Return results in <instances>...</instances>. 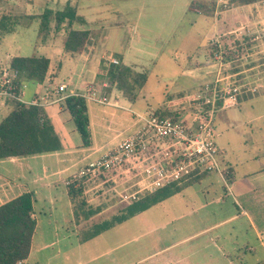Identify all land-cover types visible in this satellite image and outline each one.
I'll return each instance as SVG.
<instances>
[{"label":"crops","instance_id":"0c3cea01","mask_svg":"<svg viewBox=\"0 0 264 264\" xmlns=\"http://www.w3.org/2000/svg\"><path fill=\"white\" fill-rule=\"evenodd\" d=\"M258 1L260 6H264V2H261L264 0L229 5L219 10H213L210 5L204 4L200 11L191 8L190 0H52L51 5L44 6L43 8L56 10L68 3L74 7L78 19L76 25L73 21L66 30L58 28L56 34L62 35L59 43H53V39L49 41L48 37L51 34L47 33L45 37H41L38 32L42 44L35 45L36 51L31 54L46 56L48 66L42 81L30 80L31 84L27 86L23 83L26 88L28 87L27 93L26 89L22 88L23 79H20L18 86L21 88L22 97L24 99L39 97L45 87L51 91L50 88L54 89L59 83L65 84V89L60 93L70 91L82 93L85 84L91 83L99 94L106 95L107 100L101 103L80 95L85 101L88 114L87 127L90 141L85 146L81 145L79 134L65 108L63 99H55L41 105L61 146L50 151L0 158V203L23 191L30 192L31 216L36 225L37 197L44 196L42 198L52 202L56 195L67 198L66 204L73 215L71 201L65 188L66 179L76 173L83 164L99 156L122 137L137 129L142 120L136 113L141 114L151 108L159 114L170 115L177 113L180 103L188 111L189 107L187 108L183 103L186 95L191 94L204 83L222 79L227 81V78H231L233 73L229 75L221 73L225 64L231 67L230 61L221 60L213 53L211 47L212 45L220 46L221 40L224 39L222 37L227 34L242 33L241 36H243L249 32L253 33L256 29L255 25L251 24L256 21L253 13L258 9ZM28 5H32L31 8L28 9ZM22 9L18 15L23 17L22 19L25 18V21L37 18L36 15L42 10V8L33 10V4L28 2L22 5ZM10 11H0V13L11 14ZM20 18L19 22L22 21ZM69 28L87 29L88 37L93 40V44L89 41V44L86 43L85 48L79 53L65 51L63 40ZM37 48H40L41 52H37ZM12 55L30 54L8 53L4 62L0 63V68L8 64V59ZM111 59H116L114 63H124L136 71H143L146 75L141 86L135 88L131 101L123 98L120 91L105 77V66L106 63L112 62ZM61 65L68 70L66 79L57 76ZM54 95L57 94L53 90L48 98ZM238 101L239 98L236 104H239ZM220 108L224 109L222 106L218 107ZM8 109L7 98L0 99V119ZM218 109L215 111L213 124ZM217 134L216 131L214 141ZM216 147L217 153L219 149L217 145ZM249 155L251 157L248 156L246 159L259 163V166L243 169L241 175H237V170L234 171L228 167L230 163L222 157L220 169L224 168L225 172L222 171L224 177L216 171H203L194 173L188 179L194 176L195 178L190 182H199L202 189L209 183L211 186L212 181H219L217 184L220 183L221 188L225 186L231 193V186H233L234 193L245 198L251 196L246 201L249 203L252 199L254 205L260 210L261 205L264 204V153L256 154L254 157L251 153ZM128 169L134 171L132 174L134 179L131 183L133 187L129 189L131 192L139 184V176H136L134 168ZM225 175L229 177V183ZM171 183L179 184L182 180ZM160 187L162 186L157 188ZM152 191L135 193L134 197L137 199L146 192ZM96 198L98 197H89L92 202L90 205L92 207L102 205L88 217L104 211L110 212L117 206L115 200L107 201L104 205L103 201L97 202ZM238 213L244 214L248 219L254 236L264 248V239H261L264 235L260 232H264V224L260 227L255 226L251 221L252 218L243 208ZM73 218L79 224L87 220L81 216L77 219L73 215ZM34 229L27 256L31 251ZM27 256L21 264H27Z\"/></svg>","mask_w":264,"mask_h":264},{"label":"rangeland","instance_id":"374dc122","mask_svg":"<svg viewBox=\"0 0 264 264\" xmlns=\"http://www.w3.org/2000/svg\"><path fill=\"white\" fill-rule=\"evenodd\" d=\"M17 1L22 5L26 2L33 4V10L43 9L52 3V0H0V11L11 10L12 15L18 16L22 5ZM258 5L253 13L256 21L251 24L256 29L253 33L243 36L242 33H226L220 46L211 47L217 57L227 59L232 64V67L225 64L221 69L222 74L233 73L227 81L237 84L241 80L237 84L233 104L218 109L214 119L218 133L215 143L219 149L216 153L219 167L222 166L223 157L230 163L228 167L237 170V175H241L243 169L259 166V163L246 159L250 153L253 157L264 153V6H260V2ZM31 6L28 5V9ZM24 21L25 18L13 30L3 33L0 39V63L4 62L8 53L31 54L36 51L35 45L42 44V39L38 36V17ZM74 22L76 25L77 21ZM69 26L63 20L55 28L52 17L49 18V41L53 39V43H59L62 35L56 34L58 28L66 30ZM48 39L46 38V42ZM89 41L93 44V40L87 36L85 46ZM37 49V52H41L40 48ZM233 67L234 71L230 69ZM67 75L68 70L61 65L57 76L66 79ZM223 81L225 80H219L218 83ZM23 83L27 86L31 81L22 80V88L27 93L28 87ZM88 84L91 83L85 85ZM56 94L48 100L51 102L61 99ZM238 98L239 104H236ZM123 171L125 173L130 170L126 168ZM132 174L134 171L118 182L116 191L121 192V201L119 196L113 194V188L95 195L98 197L96 201H103L104 205L107 201L115 200L117 206L112 211L90 216L81 224L74 221L66 204V197L55 195L52 202L42 198L44 196L37 197V224L26 263L264 264V248L254 236L248 219L244 214L238 213L241 208L245 209L252 218V223L260 227L264 224V204L259 210L252 199L249 203L246 201L251 196H240L234 193L231 186L233 197L225 186L221 188L220 183L217 184L219 181H212L211 186L209 183L202 189L199 182L184 183L189 180L185 179L177 184L176 189L166 191L164 195H155L156 201L145 208L119 218L126 212L125 207L129 208L125 205L129 198L125 196V192L132 189ZM225 179L229 183V177L225 175ZM90 196L88 194L86 197L87 202H90ZM199 204L202 205L198 206ZM136 207V204L131 206ZM107 221H110L109 225L92 233L97 224ZM260 232L264 235L263 231ZM41 244L44 245L39 247Z\"/></svg>","mask_w":264,"mask_h":264},{"label":"trees","instance_id":"16d2710c","mask_svg":"<svg viewBox=\"0 0 264 264\" xmlns=\"http://www.w3.org/2000/svg\"><path fill=\"white\" fill-rule=\"evenodd\" d=\"M253 1L255 0H228L231 5H241ZM36 16L39 19L38 32L41 34V37H44L48 33L49 18L51 17L55 28L63 20H66V23L70 24L72 21H77L78 19V16L74 12V7L68 3L61 9L56 10L45 7ZM19 18V15L15 16L7 12H1L0 37L3 33L12 30L14 25L19 22ZM87 36V29L69 28L63 40V49L69 53L81 52L85 48ZM7 63L6 66L17 73L14 83L18 87L20 79L31 80L33 82L42 81L47 70L48 58L41 54L12 55ZM230 69L234 71V67ZM105 70L107 81L120 91L123 98L129 101L134 97L135 88L141 86L146 77L143 71H136L124 63L109 62ZM240 82L241 80L236 83ZM63 103L79 134L81 145L85 146L89 144L88 114L84 99L80 95L69 94L63 98ZM7 104L9 109L0 119V158L60 148L59 139L41 105H26L14 98H7ZM126 166L127 162L123 161L120 167L112 166L108 169L100 170L90 177L72 179L69 176L65 181V188L71 201L73 215L77 218L81 216L86 219L102 205L92 207L91 203L87 202L86 197L88 194L95 196L103 192V190L113 188V194H117L121 198V195L115 192L118 182L133 171V169H129L130 171L124 173L123 169ZM194 178L192 176L185 183L192 181ZM177 187V184L169 183L152 192H146L137 199L135 197L127 198L128 203L125 205L129 206V208L125 207L126 212L121 214L119 218L131 215L145 208L148 204L156 201L155 195H164L166 191L176 189ZM129 199L134 200L130 201ZM134 204L138 205V207L131 208ZM109 223L110 221L97 224L92 233H97L99 229L109 225ZM34 226L35 221L31 216L30 192L23 191L0 203V264H21L29 251Z\"/></svg>","mask_w":264,"mask_h":264},{"label":"built area","instance_id":"2783aa9c","mask_svg":"<svg viewBox=\"0 0 264 264\" xmlns=\"http://www.w3.org/2000/svg\"><path fill=\"white\" fill-rule=\"evenodd\" d=\"M204 4L210 5L213 10L231 5L228 0H190V6L195 11H200ZM111 60L116 62V59ZM16 75V71L7 66L0 68V99L14 98L26 105H43L49 102L50 91L46 87L39 97L24 99L21 88L14 83ZM218 81L204 83L186 95L183 103L189 107L188 111L180 103L177 113L170 115L159 114L151 108L141 114L136 113L142 120L140 126L102 154L83 164L71 178L90 177L100 170L120 167L126 161V167L134 168L136 176H139L136 189L125 192V196L134 197L135 193L152 191L159 186L188 179L198 172L216 171L222 176L223 172L216 158L213 118L218 107L233 104L238 85L226 80L219 84ZM64 89V83L54 87V92L59 94L57 98L63 99L66 95L74 94L101 103L107 100L106 95L99 94L92 84L86 85L82 93H60ZM116 193L121 195L120 191Z\"/></svg>","mask_w":264,"mask_h":264}]
</instances>
